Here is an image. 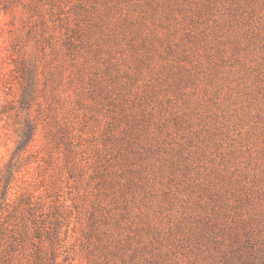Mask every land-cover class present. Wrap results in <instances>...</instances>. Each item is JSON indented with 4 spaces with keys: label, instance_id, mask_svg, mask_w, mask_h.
Segmentation results:
<instances>
[{
    "label": "rangeland",
    "instance_id": "1",
    "mask_svg": "<svg viewBox=\"0 0 264 264\" xmlns=\"http://www.w3.org/2000/svg\"><path fill=\"white\" fill-rule=\"evenodd\" d=\"M5 1L0 264H264V0Z\"/></svg>",
    "mask_w": 264,
    "mask_h": 264
},
{
    "label": "trees",
    "instance_id": "2",
    "mask_svg": "<svg viewBox=\"0 0 264 264\" xmlns=\"http://www.w3.org/2000/svg\"><path fill=\"white\" fill-rule=\"evenodd\" d=\"M14 0H7L5 2H13ZM5 9L8 8V6L4 7ZM19 72L21 73V78L25 81V86L23 89L22 97L20 99L21 107L24 109H29L30 102L33 99V90L36 86V74L34 69H27L24 64L19 68ZM35 127L32 122H28L25 124L24 127L20 130L19 134V142L17 145V150L15 154H18L19 151H23L33 140L35 136ZM15 156L10 161V163L5 167V172L10 173V170L13 167V161ZM10 184H11V177L10 179L6 176V174L2 175V178L0 179V187L2 185L1 190V201H0V214L3 211V208L7 205L8 196L10 192ZM37 237L41 238L40 231L36 232ZM57 259L55 253L53 254V260ZM36 264H46L45 261L41 258H38V262Z\"/></svg>",
    "mask_w": 264,
    "mask_h": 264
}]
</instances>
